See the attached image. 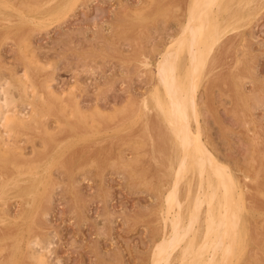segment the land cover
<instances>
[{"label":"rangeland","instance_id":"374dc122","mask_svg":"<svg viewBox=\"0 0 264 264\" xmlns=\"http://www.w3.org/2000/svg\"><path fill=\"white\" fill-rule=\"evenodd\" d=\"M6 1L11 4L9 8H3L0 0V78L16 84L18 79L28 83L34 80L31 84L36 90L29 87V97L18 100L16 107L37 123L32 121L34 127L19 133L15 130L10 140H5L8 143L2 142L0 174L15 175L21 168L28 171L26 185L37 166L39 185L45 182L42 190L46 191L41 193L40 188L36 198H31L10 189L0 197V209L12 216L0 223L4 229L0 231L3 264H32L27 239L34 240L39 234L42 242L49 244V264H150L154 244L162 233L160 214L173 177L169 164L174 146L166 122L155 113L148 96L156 85L155 63L180 31L189 0ZM36 1L38 9L33 7ZM68 1L71 8H67ZM250 6L252 17L224 42L214 68L202 78L197 101L204 142L230 170L242 179L244 172L249 176L245 182L246 220L251 241L237 264H264V0L251 1ZM15 94L19 95L17 89ZM31 101L35 103L29 106ZM133 158L136 162L131 161ZM25 163L29 167L24 169ZM188 177L197 181L191 172L185 180ZM13 251L20 253L14 262ZM177 260L171 264H179Z\"/></svg>","mask_w":264,"mask_h":264},{"label":"bare ground","instance_id":"6f19581e","mask_svg":"<svg viewBox=\"0 0 264 264\" xmlns=\"http://www.w3.org/2000/svg\"><path fill=\"white\" fill-rule=\"evenodd\" d=\"M1 1H2L1 2L2 4L1 3L0 4L3 5V8H9L11 6V4H9L6 0H1ZM155 1H157V0H155ZM251 1H254V0H189L188 5L186 6V13L184 15L185 19L183 20L181 18V21L183 20L182 22L179 19L177 20L178 22L180 21L182 23V26L177 23L179 26H181L180 31L177 33L176 36L174 35L175 37L172 40H169L170 42L163 49V51L160 54L159 59L155 63V74L154 75L156 76V85L153 87V89L151 90L150 95L148 97H150V100H152V102H153V104H152V102H151V104H152L153 108L156 109L155 113L160 115V118L166 122V123L165 122L164 123L167 126L168 135L171 137V141H172L171 143H173V146H174L173 151H172V154H174V156L170 160V164H169L170 167L173 168V173H172L173 177L171 179L170 186L168 188L166 187L167 190H166L165 194L163 193L164 194L165 208L163 207V209H164L163 214L161 212H159V213H161L160 215H162V223H161L162 224V233H161V235H159L157 242L154 244V247H153V250L151 253L152 255H151L150 264H171L173 259H178L177 262L179 261V264H237L238 260H240L242 258L243 253L245 251V248L248 244V240H249L248 239L249 238L248 225L249 224H247L246 215L248 214L247 211H249V207H248V202H247V192H246L245 182L249 179V176L247 173L244 172L243 173V179H242L241 176L236 171L230 170V168H228L229 166L227 167V165L222 163L215 156V154H213V152L209 149L207 144L204 142L206 140L202 139L203 138L201 136L202 131H201V126H200V121L198 118V116H199L198 103L200 101L199 102L197 101V94H200L198 92V90H199V87L201 85L202 78L206 74V71H208L210 68H212L216 64V62L218 61L221 47L223 46L226 39L229 38V36L233 35L234 33H237L240 30H242L241 27L245 26L243 23L250 20V18L252 17L253 11L251 9H253V8H251V6H250ZM34 3H35L34 4L35 6H33V7H36L37 1ZM45 3H47V2H45ZM15 4H17V3H15ZM32 4L33 3H31V5ZM252 4H254V3H252ZM40 5L42 6V2L40 3ZM67 5H68L67 8H71L70 6H72V3L69 4V1H68ZM25 6H27V4ZM178 6L175 7V8H177V10L179 8ZM15 7L17 8V6H15ZM27 8L28 7H26V8L24 7V9H27ZM36 8L38 9L39 7L37 6ZM21 9L23 10V8H21ZM171 9H174V8L172 7ZM22 10H21V14L23 15L24 11L22 12ZM60 10H62V9L60 8ZM67 10H69V9H67ZM28 11H30V10H28ZM28 11H27V13H28ZM53 11H52V15H54ZM63 12H61V13H63ZM18 13H20V12H18ZM57 13H60V12H58V11L55 12L56 17L58 16ZM52 15H50V16H52ZM174 16L176 17L175 14H174ZM5 18L10 20L9 17H5ZM45 18H47V17H45ZM175 19H177V18H175ZM169 20H170V18H169ZM23 22H25V21H23ZM249 26H251V25H249ZM176 29H174V31ZM234 36H236V35H234ZM25 37H27V36H25ZM24 39H27V38H24ZM22 40H23V38H22ZM228 46H229V44H228ZM240 47L241 46H239V48ZM236 52H237V50H236ZM243 53H242V56H243ZM232 54L233 53H231L230 55H232ZM237 56H240V55H237ZM234 59H235V57H234ZM251 66H252V64H251ZM241 67H243V66H241ZM245 71H246V69H245ZM33 74L35 75L36 73H33ZM33 74H32V77H33ZM247 74H248V72H247ZM22 75H24V74H22ZM21 77H20V79H21ZM240 77H241V75H240ZM2 78L4 79L5 77H2ZM25 78H27V77H25ZM28 78H30V77H28ZM237 78L239 79L238 76H237ZM223 79H224V77H223ZM238 79H237V82H238ZM32 80L29 83L27 81H25L24 79H21V81L18 79L19 83H17V84L13 82L15 87L12 89V92H11V101H10V103L12 105L11 108H9L5 105V98L3 96H0V123H2L4 120H6L9 117V115L11 114V116H12V123H11L12 131L14 132L15 130L17 131V129H19V131L15 132V133L21 132L20 129L24 130V129L30 128L32 126L34 127V125H31L33 123L32 121H34V118L30 119L29 115L26 114L27 112H23L24 110L22 111V109H17V107H16L17 106L16 102L18 100L27 99L29 97L30 94L27 91L28 88L31 86L33 88L36 87V86L34 87V84H31L32 82L34 83V80L33 81ZM37 82H39V81H37ZM40 83H41V81H40ZM238 83H240V81ZM45 84H47V83H45ZM217 84H215V85H217ZM242 84H244V83L242 82ZM203 85H205V84H203ZM39 86H40V88L44 87L43 85L41 87V84ZM46 86L49 87L50 85H46ZM48 87H46V88H48ZM46 88H44V89H46ZM16 89L18 90V93H19L18 96L15 94ZM220 89H222V87H220ZM34 90H36V88ZM49 90L51 92L52 89H49ZM248 92L251 93L250 91H248ZM223 93H224V91H223ZM252 94H253V92H252ZM227 95H229V94H227ZM52 96H53V94H52ZM148 97H147V101H148ZM241 100H239V101L241 102ZM34 103L35 102L31 101L28 104L30 106V104L32 105ZM143 103L145 104L144 107H146L148 105V104L146 105V101H143ZM251 104H252V102H251ZM230 105L232 106V104H230ZM75 106L77 109L79 108L76 104H75ZM75 106H74V108H75ZM27 107H28V105H27ZM148 108H149V106H148ZM233 109H234V107H233ZM79 110L80 109L75 110V111H77L79 114ZM235 110L237 111V109H235ZM239 111H241V110L239 109ZM59 112H60V110H59ZM153 112L154 111H152V114H153ZM242 112H243V110L240 113H242ZM234 113H235V111H234ZM244 116L247 117V114ZM79 117H81V115ZM27 118H29V119H27ZM236 119H237L236 120V122H237L238 118H236ZM239 119H240V117H239ZM158 120H159V118H158ZM241 120H242V117H241ZM241 120H240V123H243V122H241ZM244 120H246V119L244 118ZM248 120L249 119H247V122H248ZM34 122L37 123L36 119ZM156 122H158V121H156ZM157 124H159V123H157ZM161 125H162V123H161ZM67 127H68V125H67ZM119 127H120V125H119ZM35 128H36V126H35ZM42 128H44V127H42ZM45 128H46V126H45ZM150 129H151V127H150ZM42 130H44V129H42ZM91 131H93V130L91 129ZM25 132H26V130H25ZM22 133H24V132H22ZM44 133H46V132H44ZM49 133L50 132L47 131L48 136L51 135V134L49 135ZM92 135H94V134H92ZM89 136H91V134ZM150 136H152V134ZM80 137H82V135ZM159 137H160V135H159ZM9 138L10 137H7L4 135V130L0 129V145L2 146V142L8 143V142H5V140L8 141ZM83 138L84 137H82V139ZM163 138L165 139V137H163ZM168 138L169 137H167V139ZM255 138H253V139L255 140ZM257 138L260 139V137H257ZM79 139H81V138H79ZM140 139H141V137H140ZM149 140L151 141L150 137H149ZM142 142H145V141L142 140ZM157 142H158V140H157ZM9 143L11 144V141ZM12 143H13V145L17 144L16 142L15 143L12 142ZM160 143H161V141H160ZM168 143H169V141H168ZM60 144H61V142H60ZM170 145H172V144H170ZM257 145H258V143H257ZM6 146H5V148H8V144ZM11 147L12 146H10L9 148L12 149ZM61 147H62V145H61ZM149 147H150V145H149ZM0 150L2 151V147ZM66 150H67V148H66ZM169 150H170V148H169ZM253 150H254V148H253ZM257 150H258V148H257ZM1 151H0V153H1ZM5 151H7V149ZM121 151H119V152H121ZM254 151H253V153H255ZM7 152H9V151H7ZM117 153H118V151H117ZM3 154H5V153H3ZM54 155H55V153H54ZM262 155H260V158L262 157ZM117 156L119 157V155H117ZM169 156L170 155L168 153V157ZM250 156H252V155L250 154ZM255 157H256V155H255ZM164 158L166 159V157H164ZM112 159H114V158H112ZM112 159H110V160L112 161ZM127 160H130V159H127ZM136 160H138L137 157H136ZM151 160H152V158H151ZM131 161L134 162L135 159L131 160ZM247 161H248V159H247ZM237 162L239 163V161H237ZM257 162H259V161H257ZM29 163L31 164V162H29ZM34 164H35V162H34ZM249 164H251V163L249 162ZM2 165H4V164L2 163ZM27 165L28 164L24 165V169L29 167ZM125 165H127V164L125 163ZM25 166H27V167H25ZM30 166H32V165H30ZM35 166H36V164H35ZM35 166H32V167H35ZM129 166H130V164H128L127 167H129ZM21 167H22V164H21ZM253 167H252V169H254ZM16 168H18V167H16ZM44 168H45V166H44ZM70 168H71V165H70ZM33 169H34V171H33V175H32V181L30 184H26V185H25L24 181H26V179H27L26 174L28 171H21V168L19 170L20 172L16 173L15 175H11V176L8 175L7 176V175H3V174L1 175L0 174V197L10 189H16V192L18 191L19 195L21 197H23V196L27 197L28 195H30L31 198H33L34 196H35L34 198H36V195L38 194V192L40 193V191H39L40 188H41V193H44L46 190L43 191L42 188L43 189L45 188L44 187L45 182H41L43 184H42V187H40L39 179L37 176V174H38L37 166H36V169L35 168H33ZM241 169H242V167H241ZM235 170H237V169H235ZM250 170H251V168H250ZM29 171L31 172L30 168H29ZM247 171H249V170H247ZM190 172H191V174L193 173L195 175L194 178L197 177L195 179V181L197 180L196 182H193L192 177H190V178L188 177L187 180H185V178L188 176V174ZM163 174H161V175H163ZM144 179H145V177H144ZM148 181H149V179H148ZM184 181H186V183H185L184 187H182ZM261 181H263V180H261ZM153 186H154V184H153ZM160 188H161V186H160ZM46 195H47V193H46ZM21 200H22V198H21ZM31 200L33 201V199H31ZM2 203H4V202H2ZM186 203H188V204H186ZM30 204H32V203H29L28 206ZM3 205H5V203ZM7 206H8V204H7ZM261 206H263V205H261ZM31 208H32V206H31ZM34 211H35V209H34ZM263 212L264 211H262V213ZM28 213H30V211ZM256 215H257V213H256ZM10 216L7 215L6 209H5V211L0 209V223H4V221L7 222V220L9 219ZM18 216H20V215H18ZM25 216L26 215H24V217ZM37 216L38 215H36V217ZM13 217L16 218L15 216H13ZM262 217H264V216H262ZM21 220H23V218ZM23 222H24V220H23ZM35 225H36V223H35ZM40 226L42 227L41 224H40ZM257 226H256V228H257ZM153 227H155V226H153ZM2 230H4V229L1 228L0 231H2ZM253 233L255 234L254 231H253ZM21 236H22V234H21ZM38 236L35 237L34 240L33 239L28 240L26 238L28 241L27 242L28 246L27 245H25V246L30 248L29 251L31 250L30 252H27V251L26 252L30 255V257L32 258V260L34 262L37 259H39L41 261V264H49V262H50L48 259V254L50 251L49 250L50 248L48 246L49 244L45 245V243L42 242L43 240H41L39 238L40 236L39 237ZM12 238H16V237H12ZM15 241H16V244H18V247H20V242H21L20 239L17 238ZM249 241H251V240H249ZM45 242H46V240H45ZM1 247H3V246H1ZM28 248H26V249L28 250ZM2 249H4V247ZM17 252H18V250H17ZM13 254H14V257L12 256L11 260L14 262V261H17L18 255L20 253L17 254L16 252L13 251ZM253 254H255V253H253ZM29 255L28 256L26 254L24 255V257H27L29 259L28 262L31 261L30 260L31 258H29ZM27 258L25 261H27ZM3 261H5L4 256L0 255V264H3ZM33 261H31L32 264L34 263ZM248 262H250V261H248ZM28 264H30V263H28ZM246 264H247V262H246Z\"/></svg>","mask_w":264,"mask_h":264},{"label":"clouds","instance_id":"9594fccd","mask_svg":"<svg viewBox=\"0 0 264 264\" xmlns=\"http://www.w3.org/2000/svg\"><path fill=\"white\" fill-rule=\"evenodd\" d=\"M14 87L15 85L13 84L12 80L7 78L0 79V96H3L5 98V105L9 108H11L12 106L10 101H11V92ZM11 123H12L11 114L6 120L0 123V129L4 130V135L7 137H11L14 134L12 131ZM34 264H41V261L37 259L34 262Z\"/></svg>","mask_w":264,"mask_h":264}]
</instances>
